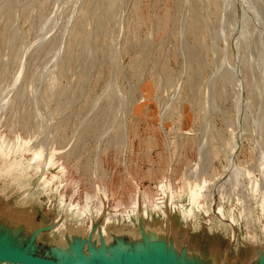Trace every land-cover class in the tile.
<instances>
[{"label":"rangeland","instance_id":"rangeland-1","mask_svg":"<svg viewBox=\"0 0 264 264\" xmlns=\"http://www.w3.org/2000/svg\"><path fill=\"white\" fill-rule=\"evenodd\" d=\"M36 231L259 262L264 0H0V237Z\"/></svg>","mask_w":264,"mask_h":264},{"label":"water","instance_id":"water-1","mask_svg":"<svg viewBox=\"0 0 264 264\" xmlns=\"http://www.w3.org/2000/svg\"><path fill=\"white\" fill-rule=\"evenodd\" d=\"M38 231L34 232L29 238L28 242L24 247H18L12 242H10L6 237H0V260H8L14 263L22 264H61L59 263L58 256L56 258L50 256H39L33 252V241ZM152 242V245H150ZM121 246L123 244L116 243ZM141 244L143 246V251H136V246L133 248H128L123 252H117V256L113 261H111L106 253L94 256L90 254V259L87 264H209L202 260L189 259L185 255H177V253L170 248L167 242L159 240L149 241L147 236H143ZM79 252L80 264H85L83 254L79 251V245L75 248ZM260 254V263L262 254L258 249ZM52 253V252H51ZM53 254V253H52ZM54 255V254H53Z\"/></svg>","mask_w":264,"mask_h":264},{"label":"bare ground","instance_id":"bare-ground-1","mask_svg":"<svg viewBox=\"0 0 264 264\" xmlns=\"http://www.w3.org/2000/svg\"><path fill=\"white\" fill-rule=\"evenodd\" d=\"M67 237L70 238V242L68 244L70 245L72 253L65 254L64 252L58 251L59 254H64L65 256L59 257L57 261L59 263H61V264H80V262H81L80 260L81 259H80V256H79V252H77L75 250L77 245H79L80 253H81V251H83L82 247H81V244H80V241L78 240L79 237L76 234H73V233H70ZM98 252L102 253L103 251L101 249H99ZM81 254H83V253H81ZM83 257H84L85 264H87L90 258L86 254H83ZM114 259L115 258H111L110 260L113 261Z\"/></svg>","mask_w":264,"mask_h":264}]
</instances>
